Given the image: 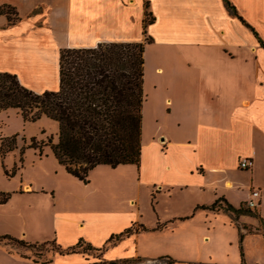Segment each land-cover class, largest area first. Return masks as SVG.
<instances>
[{"label":"crops","instance_id":"obj_1","mask_svg":"<svg viewBox=\"0 0 264 264\" xmlns=\"http://www.w3.org/2000/svg\"><path fill=\"white\" fill-rule=\"evenodd\" d=\"M228 1L234 12L224 0H0V8L9 11H0V72L15 74L37 93L59 88L64 48L144 43L145 78L148 75L154 88L162 89L170 111L178 110L174 130L189 134L187 140L170 136L166 141L165 134L145 143L147 157L154 160L152 172L163 175L161 185H144L157 188L158 197L168 199L173 211L168 216L173 221L156 229L178 234L184 250L178 256L171 248L140 256L147 264L170 256L187 264H264V0ZM12 136L15 146L1 154L2 143ZM57 137L58 123L47 116L24 121L18 108L0 109V193L9 195L0 203V236L27 244L54 242L61 249L81 240L100 253L56 254L85 261L71 264H106L108 252L118 243L138 238L152 226L142 224L148 229L104 247L112 234L141 224H131L132 214L139 215L131 191L144 181L142 146L138 165L98 164L84 182L54 156L50 144ZM31 138L42 142L41 150L29 146ZM233 155L251 158L249 183L240 184V169L230 161ZM213 186L215 199L223 197L231 205L239 190H257V207L252 209L256 217L239 220L230 211L211 210L234 216L235 223H225L226 228L178 219L197 215L198 206L209 205L206 191L211 194ZM123 190L127 196H121ZM176 192L183 196L178 204L172 200ZM217 235L232 247H203ZM96 239L103 243L96 246ZM20 252L0 241V264H55L48 252ZM90 256L97 261L88 263ZM115 260L123 259L117 255Z\"/></svg>","mask_w":264,"mask_h":264},{"label":"trees","instance_id":"obj_2","mask_svg":"<svg viewBox=\"0 0 264 264\" xmlns=\"http://www.w3.org/2000/svg\"><path fill=\"white\" fill-rule=\"evenodd\" d=\"M228 9L234 12L228 0ZM9 12L8 8L0 11ZM144 43L102 42L89 48H64L59 56V88L37 93L23 86L15 74L0 72V109L18 108L24 121H36L47 116L58 123V137L51 149L67 172L87 182L88 171L98 164L116 167L119 164H139L142 135V105L144 102ZM16 136L2 143L1 154L15 146ZM42 142L31 138L30 147L41 150ZM9 195L0 193V203ZM224 203V206L221 203ZM198 208L232 212L235 216L255 214L245 203L236 208L223 197ZM142 224L132 225L112 234L106 244H115L124 237L147 230ZM264 231V228H263ZM242 233L239 239L241 241ZM22 244L25 241L9 235ZM82 241L61 249L59 253L88 252L92 248ZM30 245V244H29ZM242 255V252H241ZM128 260H110L120 264ZM168 259L165 264H172Z\"/></svg>","mask_w":264,"mask_h":264},{"label":"rangeland","instance_id":"obj_3","mask_svg":"<svg viewBox=\"0 0 264 264\" xmlns=\"http://www.w3.org/2000/svg\"><path fill=\"white\" fill-rule=\"evenodd\" d=\"M148 75H144V82H143V93H144V102L142 105V135H141V143H142V165L143 167L146 166V172L141 176L142 180L140 184L134 185L132 187V193H130L131 196L135 198L136 201V210L138 209L139 215L137 217L136 214H132V223H141L147 226H151V228L148 231L142 232L138 238L136 237H130L122 240L118 245H116L114 250H111L108 252L107 258L109 260H115V257L118 255V258L124 259V258H140V256H145L144 254L148 253H154L156 251L162 252V250L165 249L167 251L169 248L171 250H174L178 254L184 255V250L181 248L180 242L181 239L179 238L178 234H172L165 231H160L156 229L157 226L165 224L167 221H173V219H168L169 215L173 213L172 206L169 204V200L166 199L163 195L158 197L157 188H154L153 186H145L144 182L150 181L154 182L155 186L161 185L160 181L162 179V173H153L151 170V165L154 160L147 157V152L149 150L148 146L145 145L146 142L151 140L153 136L157 137V140L159 141L160 137L164 136L165 134L168 135L166 138V141L170 136L172 138L178 140H187L189 134L187 132H182L181 129L177 131L174 130L175 126V120L179 119L178 110L174 109L173 111L169 110V106L166 105L163 101V92L161 88H154V83L152 82V79L150 81V78L148 79ZM163 144H160V149L163 152ZM237 155V151L235 152ZM236 155H233L230 158L231 162L236 163V168L240 169L239 167V161L243 158L242 156L239 157V159H236ZM171 156V155H170ZM169 156V157H170ZM157 161H162L161 159H158ZM134 172L137 173V167L133 168ZM231 174H233V171H229ZM249 169H240L239 175L241 177L240 184H247L249 183V177L247 175L249 174ZM236 173V172H235ZM242 174H245V176H242ZM234 175V174H233ZM215 176V175H214ZM230 176V175H229ZM221 185V183L219 184ZM217 186L212 187L211 194L206 191V194L211 198L212 201L208 204L210 205L212 202H214L216 199L213 196V190H216ZM126 190H123V194L121 196H127L125 194ZM252 191V190H251ZM250 191V192H251ZM250 192L247 188L243 190H239L238 194H233V197H231L233 201L234 207H238L240 204V200L242 198L247 197V199L244 200V202L248 203L250 199H253L255 202H257L256 198L250 197ZM218 195V194H217ZM219 196V195H218ZM218 198V197H217ZM172 200L178 203H181L183 200V196H181V192H176L175 196L172 197ZM222 206H224V203H221ZM201 208L196 211L198 213L197 215L192 212V216L186 218H178L180 220L184 219H192L193 221H202V222H208V223H218L222 226H225V223L233 222L235 223V220L233 219L234 216L226 212H220L213 214V212L210 209H203ZM207 211V212H206ZM255 214L256 211H254ZM195 214V216H194ZM191 217V218H190ZM256 215L251 213H244L239 215V220H247L250 221L251 219H254ZM176 221V219H175ZM158 223V224H157ZM166 223L165 225H167ZM245 226V225H244ZM248 228L247 226H245ZM156 229V230H155ZM251 232H253V229H250ZM216 237V239H211V242L203 245V247H207L210 250L213 251H220L222 250V247L224 249H230L232 246L229 245V243H225L219 236ZM0 241L8 244L12 248H19L22 252L20 254H24L23 249H29L31 250L34 255L39 256L41 254L46 255V252H48V258L54 260L55 264H71L70 262H75L77 259L80 261L85 262L84 260H81L82 258L79 256H58L57 253V247L54 244V242H48V243H39V244H22L20 242L10 240V239H1ZM105 241V239H104ZM57 243V242H56ZM95 243L96 246H100L103 243V240L96 239ZM109 245H112L111 243L106 244L104 247H108ZM85 244L82 243L81 247H79V250L81 251L82 247H84ZM239 245L237 242V249ZM138 251H137V250ZM206 250V249H205ZM137 251V252H136ZM88 252H92L94 255H97L100 253V251H93L91 249ZM111 253V254H110ZM138 253V254H136ZM117 254V255H116ZM162 254V253H161ZM55 255V256H54ZM113 255V256H112ZM112 256V257H111ZM156 256V255H155ZM160 256V255H159ZM175 264H187L184 261H181L180 259H176L172 256H170ZM69 259V260H68ZM68 260V261H67ZM97 261L96 258H93L92 256L89 257L90 262ZM166 259L160 260L159 264H164ZM120 264H147L146 260L135 259V260H128L126 262H121ZM154 264H158L157 262Z\"/></svg>","mask_w":264,"mask_h":264},{"label":"built area","instance_id":"obj_4","mask_svg":"<svg viewBox=\"0 0 264 264\" xmlns=\"http://www.w3.org/2000/svg\"><path fill=\"white\" fill-rule=\"evenodd\" d=\"M252 160L251 158L249 157H243L240 161H239V167L240 169H250L251 166H252ZM259 194V192L257 190H252L250 192V197H257ZM246 207L250 208V209H253L255 207H257V203L253 200V199H250L248 201V203H245Z\"/></svg>","mask_w":264,"mask_h":264}]
</instances>
